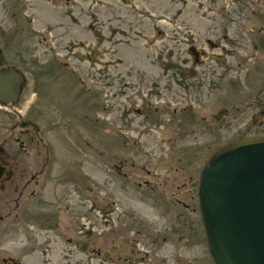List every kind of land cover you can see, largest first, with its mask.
<instances>
[{
  "label": "rangeland",
  "instance_id": "1",
  "mask_svg": "<svg viewBox=\"0 0 264 264\" xmlns=\"http://www.w3.org/2000/svg\"><path fill=\"white\" fill-rule=\"evenodd\" d=\"M20 11L0 15L2 49L42 62L35 110L56 222L24 262L103 264L91 248L121 230L157 263L214 264L199 175L218 147L264 131L245 105L264 83V0H26Z\"/></svg>",
  "mask_w": 264,
  "mask_h": 264
},
{
  "label": "flooded vegetation",
  "instance_id": "2",
  "mask_svg": "<svg viewBox=\"0 0 264 264\" xmlns=\"http://www.w3.org/2000/svg\"><path fill=\"white\" fill-rule=\"evenodd\" d=\"M16 2L18 4H14V0H0V15L8 18L11 10L12 16L17 18L19 9L25 15L26 0H16ZM28 21L31 24L33 20L28 18ZM8 32L9 23H5L1 18L0 72L5 73L6 80L3 77L0 81V264H26L24 257L30 256L38 243V238L43 235L53 238V226L56 225L55 219L53 221V186L47 194L48 188L45 184L46 180H50L47 176L52 174L53 157L49 152L48 143H43L39 112L35 110L36 97H38L36 92L40 90L41 82L33 71L41 67L42 62L39 61L35 65L36 62H23L21 57L16 62L7 60L2 48L9 42ZM262 46L264 49L263 43ZM263 49L257 60H261L259 67L264 80ZM44 64L46 70L51 68L50 62ZM14 78L16 85L13 88ZM11 87L15 93L12 99L9 98ZM255 91L249 89L245 93V105L256 109L250 117V124L260 119L258 125L262 126L264 125V83L258 88L256 95ZM26 95L29 97L27 98ZM44 109L42 108L41 111ZM32 110L33 114L30 112ZM250 124L247 126L249 127ZM253 135H264V131L249 133L245 137ZM112 230L116 231L114 228ZM143 235L151 240L149 232ZM144 237L140 236L139 239L142 240ZM105 240L99 248H91L93 254L102 257L103 264L104 262L166 264V256L162 255L157 263L155 260L158 259L154 257L157 253L151 246L145 249L139 247L137 238L123 236L121 230L116 231L113 238L109 239V245H105ZM18 242H21L23 248L15 247L13 250L8 248V244ZM90 244V240H85L80 244V249H89ZM47 247L51 248L49 244ZM15 250L18 253L11 254Z\"/></svg>",
  "mask_w": 264,
  "mask_h": 264
},
{
  "label": "water",
  "instance_id": "3",
  "mask_svg": "<svg viewBox=\"0 0 264 264\" xmlns=\"http://www.w3.org/2000/svg\"><path fill=\"white\" fill-rule=\"evenodd\" d=\"M198 201L214 264H264V135L218 147L201 170Z\"/></svg>",
  "mask_w": 264,
  "mask_h": 264
}]
</instances>
